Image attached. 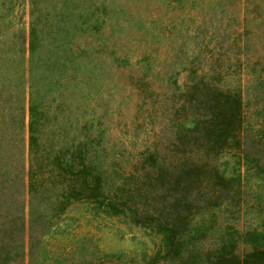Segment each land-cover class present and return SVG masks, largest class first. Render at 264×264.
Returning a JSON list of instances; mask_svg holds the SVG:
<instances>
[{
    "label": "rangeland",
    "instance_id": "obj_1",
    "mask_svg": "<svg viewBox=\"0 0 264 264\" xmlns=\"http://www.w3.org/2000/svg\"><path fill=\"white\" fill-rule=\"evenodd\" d=\"M35 1L44 22L38 26L43 33L57 23L68 29L71 52L60 71L43 61L45 47L31 60L29 0H0V225L13 228L9 238L0 233V256H10L5 264H145L160 247L158 234L121 216L95 214L81 201L52 216L49 204L34 200L28 258L18 227L28 211L20 121L26 117L27 124L29 100L36 141L52 151L82 141L91 119V129L104 131L102 142L134 156L179 125V85L199 75L222 88L238 87L245 119L252 121L263 102L264 0H105V20L91 32L79 24L84 0L70 10L68 0ZM236 153L229 149L218 161L227 173L239 166L247 205L194 216L191 226L213 219L200 239L204 246L225 229L251 230L264 216V187L236 162ZM248 249L239 243L236 250Z\"/></svg>",
    "mask_w": 264,
    "mask_h": 264
},
{
    "label": "trees",
    "instance_id": "obj_2",
    "mask_svg": "<svg viewBox=\"0 0 264 264\" xmlns=\"http://www.w3.org/2000/svg\"><path fill=\"white\" fill-rule=\"evenodd\" d=\"M68 1L69 10L78 5V0ZM29 2L33 15L27 37L29 58L40 59L36 51L45 47L43 61H50L51 68L60 71L71 52L66 47L68 29L57 23L54 30L43 33L38 26L40 9L35 0ZM83 4L79 24L89 32L96 31L107 15V3L84 0ZM111 55L118 58L113 51ZM259 84L264 87L263 80ZM262 92L263 102L249 121L238 87H219L203 75L185 81L179 85V125L132 157L102 142L104 131L99 126L91 129V119L82 141L54 147L53 151L47 149L36 141V109L29 100L25 180L28 211L18 227L26 241L28 258L33 240L29 225L35 217L32 207L37 199L49 204L52 216L63 212L72 201H81L95 214L121 216L153 230L159 235L160 247L145 264H264V216L251 230L225 229L217 233L210 246L201 244L200 239L209 232L213 219L190 224L194 216L202 217L220 206L238 211L247 205L239 166L227 173L219 165L221 153L234 149L236 162L242 161L259 180L256 184L264 187ZM185 119L189 122L183 123ZM12 232L11 225H0L2 237L9 238ZM239 243L249 249L236 250ZM9 258L4 253L0 264Z\"/></svg>",
    "mask_w": 264,
    "mask_h": 264
},
{
    "label": "crops",
    "instance_id": "obj_3",
    "mask_svg": "<svg viewBox=\"0 0 264 264\" xmlns=\"http://www.w3.org/2000/svg\"><path fill=\"white\" fill-rule=\"evenodd\" d=\"M20 124H21V127H24V135H23V138H21V141L23 143V146L26 148L27 147V135H26V117H24V119L22 121H20ZM21 137H22V134H21ZM25 154H26V150H25ZM24 154V155H25Z\"/></svg>",
    "mask_w": 264,
    "mask_h": 264
}]
</instances>
